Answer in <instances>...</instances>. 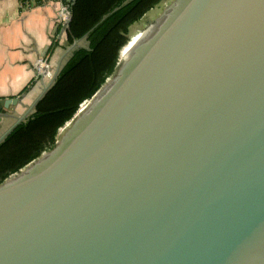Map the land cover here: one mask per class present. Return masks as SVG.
I'll use <instances>...</instances> for the list:
<instances>
[{
  "label": "water",
  "instance_id": "1",
  "mask_svg": "<svg viewBox=\"0 0 264 264\" xmlns=\"http://www.w3.org/2000/svg\"><path fill=\"white\" fill-rule=\"evenodd\" d=\"M77 42L22 115L0 99V143ZM120 52L54 147L0 183V264H264V0H172Z\"/></svg>",
  "mask_w": 264,
  "mask_h": 264
},
{
  "label": "trees",
  "instance_id": "2",
  "mask_svg": "<svg viewBox=\"0 0 264 264\" xmlns=\"http://www.w3.org/2000/svg\"><path fill=\"white\" fill-rule=\"evenodd\" d=\"M163 1L62 0L71 16L68 45L87 47L72 52L33 113L0 143V183L54 147L58 130L114 74L129 28Z\"/></svg>",
  "mask_w": 264,
  "mask_h": 264
},
{
  "label": "crops",
  "instance_id": "3",
  "mask_svg": "<svg viewBox=\"0 0 264 264\" xmlns=\"http://www.w3.org/2000/svg\"><path fill=\"white\" fill-rule=\"evenodd\" d=\"M62 10L58 2L22 10L20 0H0V99L21 101L9 109L11 116L33 103L63 56L68 28L61 23ZM46 62L51 69L44 74Z\"/></svg>",
  "mask_w": 264,
  "mask_h": 264
},
{
  "label": "rangeland",
  "instance_id": "4",
  "mask_svg": "<svg viewBox=\"0 0 264 264\" xmlns=\"http://www.w3.org/2000/svg\"><path fill=\"white\" fill-rule=\"evenodd\" d=\"M170 1L172 0H164L154 9L149 11L139 22H137L136 24L132 25L129 28L128 33L130 32L129 33L130 42L135 41L138 38V36L142 33V31L145 30L160 15V13L167 5H169ZM82 47H87V42L85 40H80L77 42V48H82ZM70 51H71V45H68L63 49V53H62L63 56H61V59L64 56L66 57L70 53ZM64 60L65 58H63V62ZM43 71L45 72L47 71L46 67L45 69L43 68ZM54 71L55 69H52L51 72L48 74L47 81L51 79V77L54 74ZM23 110L24 109H22V107L18 108L17 113L15 115L17 117L22 115L26 111ZM13 121H14L13 118H9V117L7 119L3 118L0 124V134H2L13 123Z\"/></svg>",
  "mask_w": 264,
  "mask_h": 264
},
{
  "label": "built area",
  "instance_id": "5",
  "mask_svg": "<svg viewBox=\"0 0 264 264\" xmlns=\"http://www.w3.org/2000/svg\"><path fill=\"white\" fill-rule=\"evenodd\" d=\"M49 2H58V3H61L63 5L62 0H20V8L22 10H27V9H31V8H33L35 6L44 5V4L49 3ZM69 18H70V13H69L68 9L67 10L63 9L62 12H61V23L63 25H65V28H67V21L69 20ZM87 102H88V100L83 102L79 106V109H83L87 105ZM68 124L69 123L67 122L62 128H60L58 130L57 138L61 135L63 130L68 126Z\"/></svg>",
  "mask_w": 264,
  "mask_h": 264
},
{
  "label": "bare ground",
  "instance_id": "6",
  "mask_svg": "<svg viewBox=\"0 0 264 264\" xmlns=\"http://www.w3.org/2000/svg\"><path fill=\"white\" fill-rule=\"evenodd\" d=\"M141 35V34H140ZM140 35L138 36V38L135 40V41H132V42H130V44L123 50V52H122V54H121V57H122V55H123V53H124V51H126L125 53H124V56L130 51V49L134 46V44L138 41V39L140 38ZM129 48V49H128ZM123 56V57H124ZM41 68H42V65L40 66ZM44 74L46 73L45 71L43 72Z\"/></svg>",
  "mask_w": 264,
  "mask_h": 264
}]
</instances>
